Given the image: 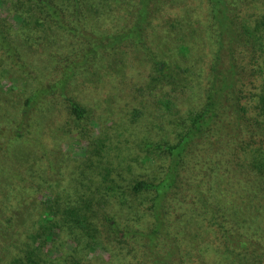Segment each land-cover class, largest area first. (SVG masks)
Listing matches in <instances>:
<instances>
[{
	"label": "trees",
	"instance_id": "trees-1",
	"mask_svg": "<svg viewBox=\"0 0 264 264\" xmlns=\"http://www.w3.org/2000/svg\"><path fill=\"white\" fill-rule=\"evenodd\" d=\"M232 1L209 0L216 48L202 110L176 121L185 129L176 144L144 143L150 155L167 158L160 180H139L131 189L136 197L149 198L152 226L129 236L150 264H264V12L250 23L241 7L251 1ZM108 2L22 1L35 25L51 33L35 43L17 37L0 17V59L9 66L1 73L9 80L0 81V203L12 200L10 187L32 172L26 165L37 145L46 150L45 138L60 133L55 121L90 131L96 113L81 101L82 91L105 90L139 70L144 93L174 115L179 95L191 86L194 71L165 48L168 22L174 26L178 19H166V8L187 10L190 0H125L123 24L115 31L102 29L95 17L107 11L102 3ZM253 2L264 8V0ZM195 142L208 150L209 164L201 167L205 155L196 151L200 167L189 173L185 161ZM46 184L38 188L49 222L56 213ZM57 222L92 228L77 207ZM57 225H47L56 237ZM40 257L29 249L10 264H42Z\"/></svg>",
	"mask_w": 264,
	"mask_h": 264
},
{
	"label": "rangeland",
	"instance_id": "rangeland-1",
	"mask_svg": "<svg viewBox=\"0 0 264 264\" xmlns=\"http://www.w3.org/2000/svg\"><path fill=\"white\" fill-rule=\"evenodd\" d=\"M22 1L25 0H0V17L17 37L27 38L32 43L44 41L51 33L46 27L35 25L36 18L22 9ZM124 1L109 0L108 6L102 3V10L107 11L103 16H95L102 29H120L121 9L126 7ZM247 1L251 2L241 8L250 23H254L264 8L261 2ZM232 2L228 0L229 4ZM189 3L187 10L166 8L165 14L166 19L178 17L173 20L174 26L168 20L170 37L165 48L170 46L171 54L195 73L187 92L176 101L175 114H169L144 93L145 75L139 70H133L125 80L114 81L105 90L82 91L81 101L96 113L90 131L79 132L68 123L55 121L60 133L55 138H45L46 150L37 145L36 156L26 165L32 167V172L30 175L25 172V176L10 187L12 200L7 202L4 198L5 204L0 203V213H4L0 217V264H10L29 249L40 253L42 264H150L144 259L143 248L129 236L152 226V217L147 212L149 198L136 197L131 189L139 180H160L167 158L161 154L150 155L144 143L176 144L179 141L185 129L177 126L176 121H187L202 110L215 55L212 6L209 0H190ZM239 15L242 16L240 10ZM180 45L187 46L188 52H182ZM6 68L8 64L0 59V81L9 80L1 76ZM32 73L35 75L34 70ZM199 150L205 155L201 167L209 164L208 150L192 143L185 161L189 173L192 168L200 167L196 166L195 157ZM155 159L156 162H152ZM23 177L29 182L23 181ZM45 182L47 189L53 191L52 205L56 213L54 219L50 213L49 222L46 221L48 208L42 206L44 199L38 188ZM71 207L81 210L92 223L90 232L78 225L57 222L65 218L66 210ZM55 223L58 237L47 228Z\"/></svg>",
	"mask_w": 264,
	"mask_h": 264
}]
</instances>
